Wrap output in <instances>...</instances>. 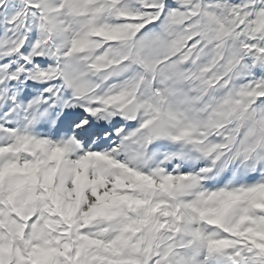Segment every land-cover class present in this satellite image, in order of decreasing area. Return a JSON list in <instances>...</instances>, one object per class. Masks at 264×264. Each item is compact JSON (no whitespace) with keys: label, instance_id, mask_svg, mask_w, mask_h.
I'll use <instances>...</instances> for the list:
<instances>
[{"label":"snow or ice","instance_id":"obj_1","mask_svg":"<svg viewBox=\"0 0 264 264\" xmlns=\"http://www.w3.org/2000/svg\"><path fill=\"white\" fill-rule=\"evenodd\" d=\"M0 264H264V0H0Z\"/></svg>","mask_w":264,"mask_h":264}]
</instances>
